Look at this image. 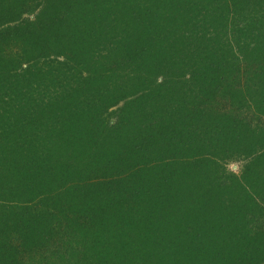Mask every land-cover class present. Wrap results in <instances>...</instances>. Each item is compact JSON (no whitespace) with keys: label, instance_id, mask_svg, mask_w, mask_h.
I'll return each instance as SVG.
<instances>
[{"label":"trees","instance_id":"obj_1","mask_svg":"<svg viewBox=\"0 0 264 264\" xmlns=\"http://www.w3.org/2000/svg\"><path fill=\"white\" fill-rule=\"evenodd\" d=\"M0 264H264V0H0Z\"/></svg>","mask_w":264,"mask_h":264},{"label":"rangeland","instance_id":"obj_2","mask_svg":"<svg viewBox=\"0 0 264 264\" xmlns=\"http://www.w3.org/2000/svg\"><path fill=\"white\" fill-rule=\"evenodd\" d=\"M122 105L119 104L117 107H120ZM116 110V107H114L112 109V111H115ZM111 120H110V123H114L116 121V116H111ZM243 165V162L242 161H232V162H229L226 164L225 166V172L227 173H232L234 175H239L240 172H241V167Z\"/></svg>","mask_w":264,"mask_h":264}]
</instances>
